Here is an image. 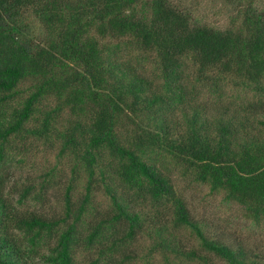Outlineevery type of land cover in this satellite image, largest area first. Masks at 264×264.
<instances>
[{"label":"trees","instance_id":"trees-1","mask_svg":"<svg viewBox=\"0 0 264 264\" xmlns=\"http://www.w3.org/2000/svg\"><path fill=\"white\" fill-rule=\"evenodd\" d=\"M214 5L224 21L183 0H0V264H264L176 185L264 231V0ZM66 175L59 215L28 208Z\"/></svg>","mask_w":264,"mask_h":264},{"label":"rangeland","instance_id":"rangeland-1","mask_svg":"<svg viewBox=\"0 0 264 264\" xmlns=\"http://www.w3.org/2000/svg\"><path fill=\"white\" fill-rule=\"evenodd\" d=\"M185 4L190 5L196 12L205 16L207 20H225V14H215L218 10L215 4L216 0H183ZM214 5V6H213ZM34 156V158H33ZM21 168L15 169L12 180L8 183V188L13 187V184L25 183L28 178H34L37 172V163L40 160V153L36 150ZM67 175L59 180L58 185L48 188L45 191V200L39 203L29 201L27 206L36 214L45 216H57L63 207L64 186L66 185ZM38 181V180H31ZM16 182V183H15ZM178 190L182 193L187 206L194 217L206 220L209 223V232H215L217 235L224 238L226 242H240L250 252H257L260 258H264V231L258 232L253 225L245 220L241 215V207L235 203L225 202L220 197L208 195V189L203 185L188 182V180H176ZM80 189V184H77ZM16 197V195L14 196ZM96 200L99 201L101 207L108 203L109 198L104 193L102 188L98 189ZM146 236L139 237L141 245L130 250L136 254L144 252L149 243ZM95 254V253H93ZM212 259L213 264H227L222 259L208 254ZM152 259V257H149ZM136 261L135 264H143V260ZM263 260V259H261Z\"/></svg>","mask_w":264,"mask_h":264}]
</instances>
